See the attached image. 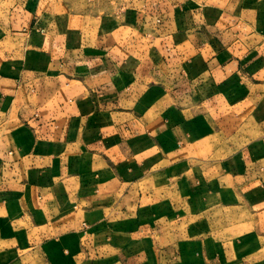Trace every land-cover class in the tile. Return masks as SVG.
Segmentation results:
<instances>
[{"label": "crops", "instance_id": "obj_1", "mask_svg": "<svg viewBox=\"0 0 264 264\" xmlns=\"http://www.w3.org/2000/svg\"><path fill=\"white\" fill-rule=\"evenodd\" d=\"M0 0V264H264V0Z\"/></svg>", "mask_w": 264, "mask_h": 264}, {"label": "rangeland", "instance_id": "obj_2", "mask_svg": "<svg viewBox=\"0 0 264 264\" xmlns=\"http://www.w3.org/2000/svg\"><path fill=\"white\" fill-rule=\"evenodd\" d=\"M71 3H73V0L71 1Z\"/></svg>", "mask_w": 264, "mask_h": 264}]
</instances>
